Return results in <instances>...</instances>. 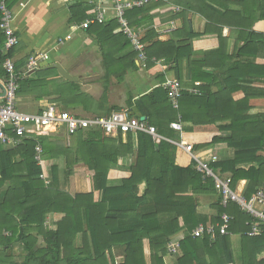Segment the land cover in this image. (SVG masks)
I'll return each mask as SVG.
<instances>
[{
    "label": "trees",
    "instance_id": "1",
    "mask_svg": "<svg viewBox=\"0 0 264 264\" xmlns=\"http://www.w3.org/2000/svg\"><path fill=\"white\" fill-rule=\"evenodd\" d=\"M16 1L18 0H8L7 4L11 6ZM171 1L200 13L206 19L207 27L220 18L230 17L232 12L229 9L230 1L227 0H200V9H195L187 0ZM234 2L242 3L240 0ZM160 4L163 3L149 2L131 9L128 24L133 26L148 22L153 18L148 15V11ZM85 5L82 0H73L69 6L70 23L79 25L94 17L96 5L90 6V10L84 8ZM262 6L260 0H248L247 38L235 54L226 56L225 46L219 48L224 53L222 57L229 59V62L221 65L225 67L226 80L224 85L217 84V91L211 89L215 74L205 73L211 79L198 86L201 95L182 91L177 110L172 108L166 90L161 87H156L151 95L141 97L139 101L143 105L150 103L146 106L147 123L155 126L157 133L168 138L177 136V132L169 128V124L176 121L178 113L181 122L193 125L229 121V124L218 127L219 130L228 131L226 137L216 136L210 143L198 144L196 148L220 141L234 149L232 159L210 161L208 164L212 170L231 173L232 185L235 180L246 179L248 184L243 192L244 197H250L258 188L264 187V111L249 112L253 106L252 99L264 98V86L261 85L264 84V32L254 29V24L264 19ZM172 18H181V30L185 31L188 38L177 45L171 41L156 40L145 48L147 61L159 51L158 58L179 63L184 51H188V40L193 33L189 32L185 11L182 10ZM115 25H118L115 18L106 22L97 19L83 27L87 34L97 39L101 47L105 42L109 47L108 57L104 54L106 75L118 69L111 65L109 57L129 45L121 29L118 33L114 32ZM152 36V31H147L142 40H150ZM118 37L121 42L117 40ZM116 41L119 43L118 50L111 48ZM2 44L4 46V36L0 30V46ZM12 50L13 48L6 53L0 51L2 76L5 75L2 65L6 58L12 57ZM137 52L135 50L119 58L122 73L135 66ZM244 53L252 58L246 62L240 60ZM258 56L263 58L262 62L255 61ZM21 65L23 63L15 64V69L20 71ZM195 67L196 64L192 71L193 79L196 78V70L200 71L202 66L199 63L198 69ZM118 78L122 76L119 75ZM241 79L248 81V87L239 85ZM38 80V76L23 77L19 81L16 96L29 93L38 96V91H42L39 90L42 83ZM63 83L52 92L61 96L69 92L75 101L84 103L83 95L79 93L75 83ZM235 91H245V96L234 101L232 94ZM63 100L73 109L75 101ZM59 134L65 136L63 131ZM73 137L76 138L74 147L57 145L50 140L49 135L25 139L14 148H5L0 144V225L10 230L12 235H17L16 241L22 243L23 249L20 261H15L13 255L4 254L0 255V264H233L230 235L219 234L218 229L214 240H210L207 234L201 237L191 235L199 222L207 221V218L196 212V195L212 192L215 188L212 177L195 168L197 161L193 157H188V162L182 163L178 160L182 153L179 152L182 151L180 147L165 139L155 144L152 136L143 131L128 132L125 143H121V134L111 137L102 129L96 128L80 130ZM37 141L43 149L39 163L34 158ZM134 150L136 156L129 167V176L123 178L120 185L107 186L106 178L111 165L117 163L119 156L131 155ZM59 156H64L65 159V178L72 175L74 164L85 165L92 180V188L88 192L71 195L59 189L57 166L52 165L47 172L44 163L46 159ZM248 162L252 163L248 169L235 168L237 164ZM41 175L49 176L48 185ZM143 180L146 188L141 195H136ZM117 195H125L123 198L126 203L120 207L116 201ZM218 200L216 206L219 217L224 212L233 216L229 232L241 234V264H264V257L258 258L264 252V225L260 235L248 236L247 214L244 215L236 205L235 211H230L227 207L231 202L222 209L220 196ZM52 212L61 213L62 216L57 221L56 228L48 230L43 223L46 215ZM168 213L172 217L162 227L160 216ZM216 218H211V223L216 224ZM15 219H19V222L15 223ZM37 236H42V247L37 245ZM171 237H180L178 251L172 254L166 248ZM144 239L149 250L148 261L144 254ZM117 248L122 252V261H116L113 251ZM169 256L174 257V263Z\"/></svg>",
    "mask_w": 264,
    "mask_h": 264
},
{
    "label": "crops",
    "instance_id": "2",
    "mask_svg": "<svg viewBox=\"0 0 264 264\" xmlns=\"http://www.w3.org/2000/svg\"><path fill=\"white\" fill-rule=\"evenodd\" d=\"M82 1L84 2V4H86L84 8L86 7V9L88 8L89 10L90 6H97L98 2H100V0ZM187 1L195 9H200L202 7L200 0ZM227 1H230L229 9L230 11H232L229 14L230 17L220 18L221 21L220 19L216 20L215 23L209 24L208 27L206 25V19L197 11L186 9L180 4L175 3L171 0L152 1L153 3L162 2L163 4H160L159 7H155L152 10L148 11V15H151L153 17L152 19H149L148 22H143V24L133 26L129 24V28L131 29V31L140 36L141 42L144 44L145 48L156 40L164 42L171 41L176 45L181 44V42L186 40L188 37L185 31L181 30V18L172 17L178 15L183 10L185 11L187 17L189 32L193 33L192 37L188 40L187 45L189 49L188 51H184V56L181 58L179 63H171L170 61L167 62L163 57L158 58L157 54H160L159 51H157V53H155L148 61L146 53L145 60L140 58L139 54H137L134 58L135 66L132 68H127L123 73L121 72L119 66V58L135 50L130 41V38L124 32L123 27H121L119 21L117 20L118 25H115L116 28H114V32L118 33L119 29H121L123 31V34L129 41V45L123 50L117 52L114 56L109 57L111 65H115L116 67H118V69L113 70L110 68L113 71L110 72L111 74L107 73V75L105 74L107 66L106 63H104V54L106 56L110 54L109 47L106 42L104 43V45H102L103 47H101V44L97 41L94 36L87 34V32L81 26L82 23L79 25L70 23L69 6L72 4L73 0H18L16 2H13L11 6H8L7 4V6L11 8L13 14L12 27L16 35L19 37V42L13 47L11 57L16 65H18L19 63H23V65L20 66L19 70H24L29 56L38 53H44L45 56H47L38 68H40L41 70L51 69H45L44 67L53 62H59L71 75L79 78L78 82L71 83L76 84V88H78L80 94L82 93L84 99V103L79 102L78 100L75 101L74 97L70 93L73 99L72 97H69L68 100L75 101L76 103L73 109L68 110L64 104V96H61L56 92H52L55 90L56 87H58V85H64L63 82L67 81L62 78L56 71V74L51 75L49 77L46 76L44 78L47 82L45 83L46 89L44 92L38 91V96L34 93H29L25 96L17 97V104L19 106V103L21 102L22 105V102L24 103L25 100L31 98V100L36 99V101L33 100V103L36 105V107H31V105H27L28 108L32 109V112L41 111L48 103L56 102L60 107L64 108L65 110L76 113L78 115L95 116L99 114H108L112 111H122L128 113L133 117H138V119L140 120L141 117H144V120H146V110L148 109L146 106H148L150 103L147 102L143 105L139 102L140 98L151 95L156 87H161L162 89H165L164 83L169 79L178 80L181 87V95L177 99V106H172V108L176 110L179 108V99L182 97V91L201 95L198 86L205 84V82H210L211 79V77L204 75L205 73L209 75H212V73L215 74V78L212 77V79L214 80L211 82V89L212 91H217V84L224 85L226 80L224 76L225 67L221 65L222 63L229 62V59L222 57L224 53L222 51L220 52L219 48L222 45L225 46L226 56H231L232 54H235L238 48L243 45L244 40H246L247 38L246 34L248 33V0H240L242 3L234 2L235 0ZM260 2L263 3L262 7H264V0H260ZM6 3H8V0H6ZM212 5L216 9H220L222 11V9L219 8L216 4ZM175 7H179V10L175 11ZM130 11L131 10H128L125 14L127 19L128 16L131 15L129 13ZM142 14L143 13H141V15ZM114 18L117 19L115 17L114 10L110 7H107L106 18L102 21L106 22L113 20ZM254 29L256 31L261 30L262 32H264V19L256 22V24H254ZM147 31H152L153 36L152 38H150V40L143 41L142 38L144 37ZM117 40L121 42L120 37H118ZM113 45L115 46L113 47ZM113 45H111L112 49H119V43L117 41ZM51 48L53 49L52 53L49 52V49ZM3 49L4 48L2 44L0 46V51L2 52ZM187 54H189L190 56L188 57ZM251 58L252 57H248V53H244L240 57V60L246 62L248 61V59ZM262 60L263 58L261 56L255 58V61L258 63L262 62ZM190 61L196 62L195 64L197 69L199 63L202 66L200 71L196 70L195 79L192 78V71L194 69L195 64H189ZM34 71L28 73L26 76H34ZM119 75H121L122 78H118ZM179 75L180 77L178 78ZM3 78L4 76L0 74V87L2 86L1 81L3 80ZM238 83L242 87H248V81H244L243 79H241ZM256 85L259 86L260 84ZM261 85L264 86V84ZM40 89L41 87L39 88V90ZM244 96L245 91H235L232 94V100L236 101L238 99H242ZM30 102L32 103V101ZM260 102H264V98L252 99L251 104L253 106L249 110V112H262L254 111L255 108H257L258 106H264V103ZM138 103L142 106L138 105ZM74 109L76 112H74ZM173 122H179L181 125V130H175L172 128L174 131L177 132V136L175 138H168L158 133L160 138L158 141L152 137L155 144L159 143L161 139H165L170 143L177 145L182 149V151L179 150V152L182 153L179 154L178 160L182 163H187L188 157H193L197 161L195 168L198 171H205L200 170L198 168L199 165L202 168H208L213 175L220 179L231 175V173L229 172L221 173L218 169L212 170L211 168H209L208 164L210 161L214 162L230 160L234 157V149L229 146L226 142L219 141L215 144H210L202 148H196L198 144L210 143L212 139L216 136L219 138L226 137L228 131L219 130L218 127L221 124H229V121L216 122L213 124L193 125L181 122L180 115L178 113L176 114V121ZM169 128H171L170 124ZM59 133L60 132L50 133V140L56 142L57 145H62L64 147H74L76 143V138H74L73 136H64ZM125 142L126 134H121V143ZM135 142H137V140ZM184 145H191L192 151L188 152L183 149ZM3 146L5 148H14L6 145ZM42 154L43 149L39 155V160L35 159L38 163L41 161ZM262 155H264V151L262 152ZM135 156L136 155L134 150V153H132L131 155L118 157L117 163L111 165L108 171V175L106 178L107 186L120 185L122 179L129 176V167L135 160ZM44 163L47 172L52 165L57 166L58 187L60 190L66 191L71 195H74L75 193L79 192H88L92 188L91 173L86 170L85 165L83 163H76L73 165V173L72 175L67 177V180L64 176V156L46 159ZM251 165L252 163L250 162L241 163L237 164L235 168L248 169ZM205 174L208 175L206 171ZM208 176L212 177L213 185L215 187L214 177L212 175ZM43 179L46 185H48L50 182L49 176H43ZM247 184L248 181L246 179L240 178L238 180H235L233 181V185L231 180V187L237 193L243 194ZM145 188L146 182L143 180L138 186V191L136 195H141L144 192ZM258 189H264V187H260ZM124 196H116L118 197V199L116 200L118 202V207L126 203L125 198H123ZM219 196L220 193L216 188H213L212 192L210 191L208 193H200L196 195V212L201 215V217L207 218V221L205 223L199 222L198 225H213L215 227L214 237L216 229H218L217 225L221 223V220L220 222H218V219H220V217L219 211L216 206L219 201ZM120 199L122 200V202L120 201ZM230 204L231 205L229 207H227L229 204L225 207L221 205V208L224 209L227 207L230 211H235V207L237 205L233 202H231ZM256 208L261 209L264 213V209L260 208L257 205ZM245 214L247 213L244 212V215ZM61 215V213H49L46 215V217L48 216V219H44V223L47 224L50 221V223H52L53 229H55L56 223L61 218ZM246 216H248V236L253 237L260 235L261 232L256 235L249 234L251 230V222L253 219L249 213ZM171 217L172 214L169 213L162 214L160 216L159 220L162 224V227L166 226V222ZM231 217L233 218V216ZM50 218H52L53 221H51L52 219ZM211 218H216V224L211 223ZM15 220V223L19 222V219ZM197 226H195V228ZM32 234H35V232H32ZM204 234H207L210 240H214V237L211 238L208 233L205 232ZM228 235H230L231 240L234 260L233 264H241V234L230 233ZM0 236V255H13V259L15 261H20L22 259L21 252L23 251V249L22 243L16 241L17 235H12L10 230H7L3 228L2 225H0ZM179 238L180 237H171L168 242L179 241ZM143 244L144 254L146 260L148 261L149 250L146 239L143 240ZM18 245H20L21 247V252L19 254V259H16V252L14 250ZM177 251L178 248L176 252ZM113 252L115 254L116 261L123 260V255L120 249L117 248ZM263 257L264 252L261 253L258 258ZM169 259L173 260L174 257L170 258L169 256Z\"/></svg>",
    "mask_w": 264,
    "mask_h": 264
},
{
    "label": "built area",
    "instance_id": "3",
    "mask_svg": "<svg viewBox=\"0 0 264 264\" xmlns=\"http://www.w3.org/2000/svg\"><path fill=\"white\" fill-rule=\"evenodd\" d=\"M152 1L161 0H100L96 6L94 17L87 22L82 23V27L94 20H104L106 18V9L110 7L115 12V17L119 21L124 32L130 38L134 50L138 51L139 57L146 59L145 47L141 42L140 36L135 34L129 28L128 20L125 16L128 10L139 8ZM167 1V0H162ZM175 11L179 7H175ZM13 14L11 8L7 6L6 0H0V30L3 32L5 41L3 51L6 53L19 42L12 27ZM68 38V37H67ZM44 53H38L28 57L24 70L17 71L12 58H6L3 63L5 75L1 81L0 87V144L17 147L23 143L25 139L46 136L53 132L63 131L66 136H73L80 130L102 129L107 136H117L133 131H143L151 135L155 140H159V135L155 126H150L146 120H140L130 117L128 113L122 111H112L109 115H76L60 107L56 102L48 103L41 111L26 112L19 110L17 107L16 91L19 81L28 73L37 69L45 60ZM168 100L172 106H177V99L181 95L180 83L176 79H169L164 83ZM170 127L175 130H181L179 122H171ZM183 149L188 152L192 151L191 145H184ZM42 147L39 141L35 145V159L39 160ZM208 175L214 177L215 188L219 191L221 197V205L227 206L230 202L235 203L241 211L249 213L252 217L250 235L259 234L264 225V213L256 205L264 209V189L256 190L250 197H244L243 194L237 193L231 187V178H218L212 172L204 167ZM43 178V176L41 175ZM232 217L227 213L220 216L221 223L217 225L219 234H230L228 227ZM213 225H198L193 231L192 236L201 237L204 233H208L211 238L214 237ZM179 246V241H170L167 243V251L175 253Z\"/></svg>",
    "mask_w": 264,
    "mask_h": 264
},
{
    "label": "rangeland",
    "instance_id": "4",
    "mask_svg": "<svg viewBox=\"0 0 264 264\" xmlns=\"http://www.w3.org/2000/svg\"><path fill=\"white\" fill-rule=\"evenodd\" d=\"M49 52H53V49L51 48V49H49ZM47 56V55H46ZM47 59H48V57H47ZM57 70L55 69V68H51V69H47V70H40V68H38V69H36L35 71H34V76L35 77H37L38 76V78H39V82H41L42 83V86H41V90L42 91H45V89H46V86H45V83L44 82H46L45 81V77L47 76V77H49V76H51V75H54V74H56L57 72H56ZM55 84V83H54ZM23 96V95H22ZM69 97L71 98L72 96L69 94V92H65V94H64V98L63 99H65V100H68L69 99ZM33 100L34 101H36V99H32L31 100V98L30 99H28V100H25V102L23 103L22 102V105H21V102L19 103V106L17 107L19 110H22V111H26V112H32V109H30V108H28V106H30L31 105V107L33 106V107H36V105L33 103ZM30 101H32V103L30 102ZM68 102H70V101H68ZM260 103H264V102H260ZM64 104H66V102L64 101ZM28 105V106H27ZM264 105V104H263ZM66 107H67V109L68 110H70V109H72V107H70V106H68L67 104H66ZM263 109H264V106H258L257 108H255V110L254 111H263ZM72 142H73V140H72ZM66 180L68 179V178H65ZM259 209V208H258ZM62 216V215H61ZM48 217V216H47ZM46 217V218H47ZM59 218H60V216H59ZM58 218V219H59ZM48 219V218H47ZM50 219H52V218H50ZM57 219V218H56ZM51 221H53V219L51 220ZM51 225V226H50ZM44 226L48 229V230H53V226H52V223H50V221L47 223V224H45L44 223ZM56 228V227H55ZM37 245H38V247H42L43 246V240H42V236H37ZM21 247H20V245H18L16 248H15V252H16V254H15V258L16 259H19V254H20V252H21V249H20Z\"/></svg>",
    "mask_w": 264,
    "mask_h": 264
},
{
    "label": "water",
    "instance_id": "5",
    "mask_svg": "<svg viewBox=\"0 0 264 264\" xmlns=\"http://www.w3.org/2000/svg\"><path fill=\"white\" fill-rule=\"evenodd\" d=\"M44 68L45 69L55 68L57 70V72L59 73V75L69 82H78L79 81L78 77L71 75L59 62H53ZM141 120H144V117H141Z\"/></svg>",
    "mask_w": 264,
    "mask_h": 264
}]
</instances>
